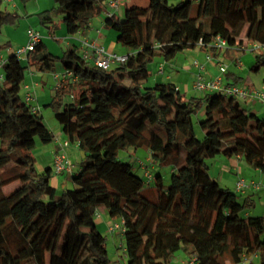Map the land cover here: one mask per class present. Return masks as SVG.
Here are the masks:
<instances>
[{"label": "trees", "instance_id": "1", "mask_svg": "<svg viewBox=\"0 0 264 264\" xmlns=\"http://www.w3.org/2000/svg\"><path fill=\"white\" fill-rule=\"evenodd\" d=\"M18 1L25 6L32 0ZM106 1L52 0L53 7L38 14L39 22L44 26L59 16L69 36L83 34ZM138 3L132 1L122 19L105 21L116 33L115 42L128 51L127 61L110 71L84 62L76 45L57 57L42 39L25 64L14 53L5 60L0 264H112L107 239L96 229V212L124 220L128 264H170L181 249L195 264H254V257L264 264L263 217L246 215L248 198L240 202L208 172L209 161L221 156L243 159L264 174V119L218 93L188 97L172 83L148 90L138 83L148 77L156 58L168 62L192 51L217 58L210 46L216 37L229 49L264 44V0ZM2 6L0 0V31L21 18ZM196 19L202 20V29L192 24ZM255 59L251 70L257 72L264 56ZM30 66L42 74L55 73L59 66L77 77L75 85L56 89L46 105L65 139L82 153L71 179L74 188L61 193L50 185L51 168L38 173L31 154L37 144L51 143L54 134L20 96ZM199 114L203 119H197ZM195 125L204 133L202 140ZM129 150H144L155 166L170 168L169 184L159 174L151 182L138 177L135 165L119 158ZM152 182L154 199L145 189Z\"/></svg>", "mask_w": 264, "mask_h": 264}, {"label": "rangeland", "instance_id": "2", "mask_svg": "<svg viewBox=\"0 0 264 264\" xmlns=\"http://www.w3.org/2000/svg\"><path fill=\"white\" fill-rule=\"evenodd\" d=\"M48 5H42V10H49L53 7V2L52 0H45ZM135 2H139L138 4L141 7H144L147 5V0H132ZM131 1V2H132ZM50 3V4H49ZM172 4V2H171ZM174 4V3H173ZM196 3H193V6ZM194 8V7H193ZM123 10H125L122 7ZM41 10V11H42ZM194 13V10L192 11V14ZM124 12L117 16L116 18H123ZM192 24L196 27L198 25L197 21L192 20ZM53 23V24H52ZM52 23H47L44 26L40 24L38 14H36L32 18H22V20H18L14 25H5L1 28L0 31V54L1 55H8L12 54V52H16L18 49L23 48L24 46L27 45L28 39L26 36L27 29L30 28L34 32H37L39 36L42 38V41L46 44L47 48L49 51L59 57L62 55V53L66 50L65 47V40L68 39V34L66 33L65 27L61 22V18L59 16L53 17L52 18ZM50 27V28H47ZM102 37H105L106 34H109V38L106 37V48L109 50H118V49H124L122 48L119 44H115V38H116V33L113 31H110L108 29L102 30ZM71 37V36H70ZM112 44V45H111ZM117 45V46H116ZM10 48L12 51L10 52ZM78 48V47H77ZM79 51V49H78ZM185 55H189V57L192 60H196L198 64L204 66L205 70L207 69L206 72L210 70V72H214L212 76H218L219 75V67L218 65H211L210 67L208 66V61L206 60V56H204V53L199 52V58L195 56V53H190V52H185ZM221 55L217 56V60L223 61L225 63L230 64V62L234 59L239 58L242 66L245 68V71L241 73V82L237 83L242 85L244 84H249L253 83L255 87H261L264 83V66H261L257 72L252 71L251 68L255 64V56L254 54H240L239 51L237 50H229L223 51L220 53ZM25 57V55H24ZM180 58L181 56H177ZM245 57V58H243ZM196 58V59H195ZM216 59V57H213ZM225 60V61H224ZM23 64L26 63V61L22 60ZM152 64H150L151 67ZM208 66V67H207ZM230 68H233V66L228 65ZM209 68V70H208ZM150 69V68H149ZM198 71V70H197ZM193 72V71H192ZM229 72V71H228ZM27 72L25 73V81L27 80ZM191 73H184L181 72V77L184 78V80L191 81ZM205 77H209L207 73L204 75ZM233 83V82H231ZM252 86V85H251ZM38 94H40L41 90H38ZM54 93L50 90L46 91L45 94V99L41 98L39 100L40 104V114L43 117V122L47 126V128L56 136V140H60L61 143L63 140L59 137V134L62 133V128L61 126L56 122L54 115L52 111L46 107V105L50 102L52 99ZM205 93H200V92H195L191 96H196V97H203ZM20 96L23 98L24 97V91L23 88L21 89ZM190 97V96H188ZM239 104L243 107L246 108L247 110L249 109V115L252 116V110L254 109L256 116H258L261 119H264V108L260 104H256L255 107H251L248 104H244L241 101H239ZM198 120L203 119V115L199 114L197 117ZM194 130L196 133V137L199 140H202L204 138V133L199 129L197 125L194 126ZM39 144H37L36 148H34L31 151V154L35 156V150ZM68 154L69 153V148L67 149ZM119 158L123 162H130L135 165L134 167V172L138 177L143 178V180H146L144 177V170L149 166V170L152 174V177L155 175L159 174L162 177L163 184L168 185L170 181V175H171V169L170 168H159L155 166L152 157L145 152L144 150H139L136 152H133V150H129L128 152H121L119 154ZM221 159L223 161V167H219L216 164V161ZM71 160L74 162L76 169L78 168V164L81 161V159H78L75 154H71ZM239 164L240 171H236L233 169V167H230L229 164V159H225L221 156H216L212 160L209 161V175L214 178L218 179L220 170L223 172V183H219L220 188L222 189H229L230 191L234 192V177L238 175L239 177H242L247 180H254L256 182H259L262 186V190L259 192H254L252 194L251 204L247 207L246 212L249 213L251 216H260L263 217L264 219V174L260 177V174L256 171V169L250 167L243 159L235 160ZM42 166H45L44 163H39ZM138 165H141L139 167ZM42 168V167H41ZM38 169H40L38 167ZM42 172V171H41ZM13 187V186H12ZM12 187L8 188L7 190L9 191ZM71 187V182L68 181V188ZM145 189H150V192L147 193L148 197L150 199H154L155 197V191H154V182L150 184L149 187H146ZM62 189L57 188V193H61ZM238 199L240 202H243L245 197H242L240 194H237ZM250 202H248L249 204ZM120 218H117L116 221H119ZM99 230L102 233H105V229L102 226H99ZM107 238V237H106ZM125 241V240H124ZM123 241V247H119L120 240H116L115 237H109L107 238V257L108 259L112 262V264H125L126 258H127V253L123 249L127 248L126 243ZM122 261L120 262L119 260ZM187 255L186 253L181 249L178 252L175 253L174 258L172 259L170 264H182L184 260H186ZM254 264H259V258L254 257L253 259ZM119 261V262H118ZM248 261H244L242 264H247Z\"/></svg>", "mask_w": 264, "mask_h": 264}, {"label": "crops", "instance_id": "3", "mask_svg": "<svg viewBox=\"0 0 264 264\" xmlns=\"http://www.w3.org/2000/svg\"><path fill=\"white\" fill-rule=\"evenodd\" d=\"M109 0H107L104 5L106 7L107 2ZM118 2V8L116 10H111L113 13V16L116 18L117 16H119L121 14V12L123 13L124 10L122 9V7L125 9L126 7L130 6V4L132 3V0H116ZM169 3L172 4L177 3L181 0H168ZM192 3H196L197 0H191ZM50 4V3H49ZM42 5H48L47 2L45 0H32L29 3H27L25 6H23L18 0H9L8 2L4 3L2 7H4L7 11L10 12H14L15 14L21 16V18L19 20H22V18H32L34 17L36 14H39L43 11L46 10H42ZM105 7L102 9V11L100 12V14L93 19L87 29L85 30V32L83 34H76L74 36H69L68 35V39L65 40L64 44L66 49L69 48L72 45H76L78 47V42H77V38H81V37H87L90 40H94L97 42V44L101 45L102 47H104L106 50L117 53L119 55H127L128 51H126L125 49H118V50H109L106 48V37H110L109 34H106L105 37H102V30L108 29L110 31L111 30L109 27L105 26V21L107 19L106 14L104 13ZM42 10V11H41ZM194 21L198 22V25L196 26V28L198 29H202L203 27V22L200 19H196ZM30 28H28L27 30H29ZM99 30V33H96V30ZM114 32V31H113ZM116 44V42H115ZM112 45V44H111ZM117 46V45H116ZM79 49V48H78ZM12 51V49L10 48V52ZM14 53V52H12ZM190 53H195V56L197 58H199V52L198 51H192ZM186 53H182L180 54V58L176 57L174 60L172 61H164L161 58H156L153 62L152 65L149 69V75L146 78H142L138 80V83L142 86L143 89L148 90V89H153L157 84L159 83H172L176 86V88L178 89V91L182 94H185L186 96H191L192 94L195 93V91L193 90V83L195 80V75L197 73V69L194 66V63H197L196 60H192L189 55H185ZM10 54L4 56L0 54V58H2L3 60H6L7 57ZM217 55H221L220 53H217ZM179 56V55H178ZM204 56H207V53H204ZM245 58V57H243ZM196 59V58H195ZM220 61V60H219ZM225 61V60H224ZM223 62V61H222ZM163 65L164 67V72L163 74H158V68ZM208 66L210 67L211 64L208 63ZM207 66V67H208ZM31 70H35L34 73L31 75ZM209 70V68H208ZM63 71L62 68H60L59 66L56 67V72L55 73H39L38 71H36L35 67L30 66L28 69V73L27 74V80L25 82L24 85L27 86H34L36 84V86L34 87V91H35V101L32 103V106L34 108H36V110L40 113L39 109H40V104H39V100L41 98L45 99V94L47 90L52 91L53 93L55 92L56 88H55V81L53 79V75L56 73H61ZM193 71V72H192ZM207 71V69H206ZM204 71L205 73H207L208 76H212L214 72H210V70L208 72ZM228 71L230 73L233 74V80L234 79H240L241 80V73L243 71H245L244 67H238V66H233V68H228ZM181 72L184 73H191V81L188 80H184V78L181 77ZM212 73V75H211ZM231 80H228V82H232ZM242 83V82H241ZM68 84V83H65ZM64 84V85H65ZM244 84V83H243ZM244 85H253V83H249V84H244ZM38 90H41L40 94H38L37 92H39ZM251 107H255V106H251ZM254 113V109L252 110ZM257 114V113H256ZM56 136L54 135V140L47 144V145H39L37 147V149L35 150V156L33 155V157L36 160V165H35V169L38 173H41V171H44V169L46 167H50L51 168V164H52V158L55 155V153L60 152L62 150L61 148V144L66 140L63 133L59 134V137L63 140V142L61 143L60 140H56L55 138ZM68 149V148H67ZM67 149H65L66 154L68 155L69 159L71 160V154H75V156L78 159L82 158V153L78 150L77 147H75L74 144H71V146L69 147V153L67 152ZM239 160L240 158H231L229 159V164L230 167H233L234 170H236L237 172L240 171L239 168V164L235 161V160ZM72 161V160H71ZM44 163L45 166H42L39 163ZM74 163V162H73ZM216 164L219 167H223V161L221 159L216 161ZM75 165V164H74ZM38 167L40 169H38ZM42 167V168H41ZM256 171L260 174V177L262 176V174L260 173L259 170L256 169ZM223 172L222 170H220L219 173V177L217 179L218 183H223ZM234 182L236 183L238 178H242L239 177L238 175H236L234 177ZM244 179V178H243ZM68 181L71 182V187L68 188ZM50 185L57 191V188L62 189V190H66V189H72L74 188V183L72 182V180L70 179V177H67L65 175H61V176H52L50 179ZM234 192H235V184H234ZM236 193V192H235ZM254 192H246L244 194H240L242 197L248 198V202H252L251 198L252 194ZM246 215H250L249 213H246ZM117 219H112L110 217H108L106 214L101 213L100 214V218L95 220L96 223V229L98 232H100L101 234L105 235V237L108 238L112 237L116 240H120V244L119 247H123V241L124 238L123 236H121L120 233L117 232H109V227L111 224L118 222L116 221ZM99 226H102L105 229V233H102L99 230ZM106 238V239H107ZM125 243V241H124ZM125 251V249H123ZM127 256V255H126ZM190 258L187 257L186 260H184L182 262V264H187L188 260ZM127 261H125V264H128V257L126 258ZM120 262L122 261L119 260ZM118 261V262H119ZM253 261V260H252Z\"/></svg>", "mask_w": 264, "mask_h": 264}, {"label": "built area", "instance_id": "4", "mask_svg": "<svg viewBox=\"0 0 264 264\" xmlns=\"http://www.w3.org/2000/svg\"><path fill=\"white\" fill-rule=\"evenodd\" d=\"M9 0H3V4L8 2ZM118 2L116 0H109L105 7L104 13L107 18L113 16L112 11L118 8ZM112 10V11H111ZM96 33H99V30H96ZM81 34V33H79ZM26 36L28 39L27 45L23 48L18 49L14 52L15 56L18 60L26 61L27 55L29 52L33 51L36 44L40 42L42 39L37 32H34L32 29L27 30ZM78 42L79 54L81 59L92 65L98 69L104 71H110L111 69L123 65L127 61V55H119L117 53L106 50L101 45L97 44L96 41L90 40L87 37H81L76 39ZM212 48L216 50V53H221L229 50H238L240 54H254L256 56H264V44L259 43H246L240 47L228 48L227 42L220 37H216L212 44L210 45ZM25 55V57H24ZM255 56V57H256ZM206 60L213 66L218 65L219 67V75L218 76H209L205 77V68L204 66L194 63V66L198 70L195 75V80L193 83V90L195 92L210 94V93H218L223 95L224 97H231L238 102L241 101L244 104H248L249 106H255L256 104H260L264 108V83L261 87L249 86V85H240L233 84L228 82L225 78V74L228 72V68L230 66H238L243 67L239 58L234 59L230 62V64L217 60V58H213V56H206ZM5 63V60L0 58V82L3 81L4 75L2 73V66ZM35 71V70H34ZM31 70V75L34 73ZM164 67L161 65L158 68V74H163ZM53 79L55 81V88L58 89L61 85L65 83L75 85L77 83V77L71 70H63L61 73H56L53 75ZM34 86L24 85V97L22 100L24 103L30 107H32V112H38L36 108L32 106V103L35 101V91ZM71 98V97H70ZM254 116L256 113L251 111ZM77 147V144H74ZM71 144L65 140L61 144L62 150L60 152L55 153L52 158L51 164V173L52 176H61L65 175L72 179L77 175L78 168L74 163L69 159L68 155L65 152V149L69 148ZM141 166V165H140ZM144 170V177L147 182H151L153 180L152 174L149 170V166ZM262 190V186L259 182L254 180H247L243 178H238L235 183V192L244 194L246 192H259ZM95 218H100V213H95ZM109 232H117L120 233L124 238V234L126 229L124 227V220L119 219L118 222H115L110 225ZM126 251V250H125ZM196 259L190 258L187 264H195Z\"/></svg>", "mask_w": 264, "mask_h": 264}]
</instances>
